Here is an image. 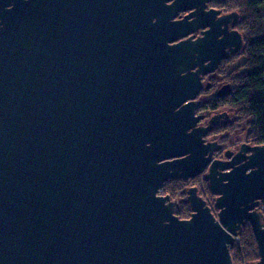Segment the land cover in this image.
<instances>
[{
	"label": "water",
	"instance_id": "obj_1",
	"mask_svg": "<svg viewBox=\"0 0 264 264\" xmlns=\"http://www.w3.org/2000/svg\"><path fill=\"white\" fill-rule=\"evenodd\" d=\"M209 1L0 0V264H233L245 224L264 264V144L218 158L228 111L199 124L244 45ZM202 174L218 217L194 185L180 218L160 189Z\"/></svg>",
	"mask_w": 264,
	"mask_h": 264
},
{
	"label": "trees",
	"instance_id": "obj_2",
	"mask_svg": "<svg viewBox=\"0 0 264 264\" xmlns=\"http://www.w3.org/2000/svg\"><path fill=\"white\" fill-rule=\"evenodd\" d=\"M220 7L228 11H238L240 19L236 28L244 37V45L231 63L223 62L216 70L224 74L225 82L230 83L232 92L224 97L214 95L201 105L198 111L210 109L218 110L230 107L235 110L234 119H228L220 124L218 130L226 132V136L232 133L240 122H247L251 130L250 137L255 139V144H264V0H216ZM240 57L238 60L237 57ZM237 62L241 63L240 72H233ZM232 64V65H231ZM215 84L213 88L217 87ZM212 88V89H213ZM196 178L185 180L181 177L171 178L162 187L165 194L170 195L178 204L175 213L180 218H188L191 215V206L187 200V189L191 186H199ZM199 181V180H198ZM206 188L215 200V195ZM199 192L201 193L200 187ZM243 239V249L249 263L258 260L259 249L253 228L245 224L239 231Z\"/></svg>",
	"mask_w": 264,
	"mask_h": 264
},
{
	"label": "rangeland",
	"instance_id": "obj_3",
	"mask_svg": "<svg viewBox=\"0 0 264 264\" xmlns=\"http://www.w3.org/2000/svg\"><path fill=\"white\" fill-rule=\"evenodd\" d=\"M218 7L219 4L217 3L216 4ZM222 8L223 10L225 11H228L226 8L224 7H220ZM233 11V10H232ZM229 12V11H228ZM237 59L239 60L240 57L238 56ZM240 68H241V63L240 62H237V64H235V67H233L232 69L234 70L233 72H236V73H239L240 72ZM215 77H222V80L220 82H225L226 79L225 77L223 78L224 74H220L219 72L216 71V74L214 75ZM221 83H219L220 85ZM218 85V86H219ZM217 86V87H218ZM215 91V88H211V89H208V90H205V93H203V95L200 97L202 100V104L205 103L207 100H209L210 98H212L216 93L214 92ZM201 107V106H200ZM199 107V108H200ZM198 108V109H199ZM203 113H207V120L215 113H219V112H223V111H228L229 113V118L228 119H231V120H235L234 119V115H235V110L233 108H230V107H223L221 109H218V110H210V109H205V110H201ZM228 119H223L222 122L228 120ZM207 120L205 119V123L207 122ZM221 122V123H222ZM220 126V125H219ZM251 133V130L250 128L248 127V124L247 122H240L238 124V126L234 129V131L232 133H229L227 136H226V132H222L221 130H218V127L212 131L210 134H208L207 137H209L208 139L212 140V139H215V138H219L220 137V143L222 144V148L223 149H226L229 145H233V146H239L241 145L242 142L246 141V142H249L250 144H255V139L250 137V134ZM209 140V141H210ZM216 157H218V154L216 153ZM201 175L199 177V181L197 180L198 184L201 185ZM205 178H204V182L202 184V187H204V192H206L207 194L209 193L207 188H206V184H205ZM202 193V191H201ZM203 195V194H202ZM210 198H212V196L210 195ZM177 201V200H175ZM177 204H178V201H177ZM176 208V207H175ZM240 236V235H239ZM240 241H241V246H242V243H243V239H242V236H240ZM244 246V245H243ZM243 246H242V250H243V255H244V258L246 259V261L248 262L247 260V257L245 255V252H244V249H243ZM236 253H237V248H236ZM239 260H242V255H239L237 254L236 255V261H239Z\"/></svg>",
	"mask_w": 264,
	"mask_h": 264
},
{
	"label": "flooded vegetation",
	"instance_id": "obj_4",
	"mask_svg": "<svg viewBox=\"0 0 264 264\" xmlns=\"http://www.w3.org/2000/svg\"><path fill=\"white\" fill-rule=\"evenodd\" d=\"M217 1L216 0H210L209 2H208V4H207V9H210V8H215V9H221L222 10V13H227L228 11H225V10H223L222 8H220V7H218L217 5ZM191 10H186V11H181L178 15H177V17L176 18H182L184 15H186V14H188L189 12H190ZM230 12V11H229ZM234 28H236V25H234ZM206 28H199L198 30H196L194 33H195V35H196V37H198V36H201L202 35V32L205 30ZM239 52L240 51H238V52H236V53H232V52H229V50H227V57L225 58V59H223L222 61H221V63H225V62H228V63H231V61L236 57L235 55H238L239 54ZM232 65V64H231ZM216 74V71L215 72H213V73H210V74H207V75H205L204 77H203V81H204V84L206 85L207 83H211V88H213L214 87V85L215 84H217V83H221L218 87H215V93H216V91H217V89L221 86V85H223V84H225V83H228V82H220L221 80H222V77L220 76V77H215L214 75ZM211 88H209V89H211ZM205 90H208V89H206V88H203L201 91H200V93L198 94V99H200V100H202L200 97L203 95V93H205ZM202 105V104H201ZM200 105V106H201ZM197 113L198 114H206L207 115V113H203L202 111H198L197 110ZM205 119L207 120V116L204 118V119H202L200 122H199V124L200 125H206L207 124V122H208V120H207V122L205 123ZM210 137V136H209ZM209 137H206V139L207 140H210V139H208ZM210 141H218L219 143H220V137L219 138H215V139H212V140H210ZM221 144V143H220ZM240 148V145L239 146H233V145H229L226 149H223V148H221V150L219 151V152H217V154H218V158H225V151L227 150V149H231V150H233V151H237L238 149Z\"/></svg>",
	"mask_w": 264,
	"mask_h": 264
},
{
	"label": "built area",
	"instance_id": "obj_5",
	"mask_svg": "<svg viewBox=\"0 0 264 264\" xmlns=\"http://www.w3.org/2000/svg\"><path fill=\"white\" fill-rule=\"evenodd\" d=\"M201 185H199L198 187H200V190L202 191V196L207 200V203L211 206V209L214 213V215L216 217H218V210L217 208L214 206V200H212L210 198V194L204 192V187H202V184L204 182V174L201 175ZM160 194L165 196L167 194H165L162 190V188L160 189ZM236 248H237V253H236ZM230 250H231V254H232V259H233V264H249L246 259L244 258V255H243V250H242V246H241V241H240V236L239 234L238 235H234V243L233 245L230 247ZM239 254V255H242V260H239V261H236V255Z\"/></svg>",
	"mask_w": 264,
	"mask_h": 264
}]
</instances>
